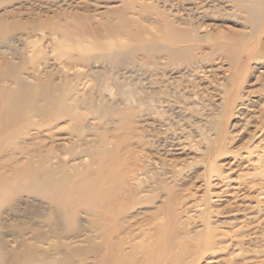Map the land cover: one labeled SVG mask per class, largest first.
Here are the masks:
<instances>
[{"label":"rangeland","instance_id":"1","mask_svg":"<svg viewBox=\"0 0 264 264\" xmlns=\"http://www.w3.org/2000/svg\"><path fill=\"white\" fill-rule=\"evenodd\" d=\"M177 1L0 0V88L26 74L28 99L60 105L70 95L76 107L33 118L11 143L0 98V264L20 254L97 264L87 259L109 214L99 203L101 217L79 207L72 221L54 195L79 176L100 180L101 166L96 194L121 178L128 188L114 218L130 227L109 236L137 263L264 264V56L252 58L264 15L258 36L235 49L225 39L245 35L240 8L250 0ZM195 14L199 34L221 38L163 37L165 20Z\"/></svg>","mask_w":264,"mask_h":264},{"label":"bare ground","instance_id":"2","mask_svg":"<svg viewBox=\"0 0 264 264\" xmlns=\"http://www.w3.org/2000/svg\"><path fill=\"white\" fill-rule=\"evenodd\" d=\"M4 1H8V0H4ZM215 1L216 0H213L211 4L209 5H211L212 7H217V6L220 7L222 5ZM250 2H251V6L246 5V4H241V8H240V11L244 14V18H243L244 22L248 24V26H242L243 27L242 29L246 30L245 35L240 37L239 40H234L235 35L233 36L228 35V38L225 39L227 41H230V42H227V45L231 44L233 47L235 46L234 47L235 49L237 48L238 44L241 45L244 41L252 39L258 36L259 34L260 23L262 22V18H263L262 16L264 15V0H250ZM201 17H202L201 14H195L193 16L188 15V16H185L184 21H179V22L177 21L178 23H176L173 20L175 19L174 16L169 21L165 20L163 27L166 28L169 25L170 27L165 29L166 32L163 33V37L166 40H169L173 43H186V40L189 34H192L195 40H199L200 42H206L208 40L210 41V39H220L221 38L220 35L216 33L213 34L208 31H205L204 34H199V28H202L201 26H202V23L204 22V20L202 22L200 21ZM20 20L21 19H19V23H21ZM192 20H195L197 25H193V23H191ZM1 30L2 29L0 26V33L3 31ZM161 46L163 48V52H165V54L169 57L172 56V54H174V52L176 51L175 48L173 47L174 45L172 44L162 43ZM187 47L188 49L192 48L190 44ZM255 52L256 53L254 55L252 54L251 55L253 59L257 60L259 56H264V47L262 45H260L259 47L257 46ZM182 54H184V52L181 53V55ZM250 57L251 56H249L248 58ZM17 70L19 69L16 68V70H13L14 73ZM4 73L10 77L9 74L11 73L8 74L7 71H5ZM241 78L243 79V75H241ZM32 82L33 80L29 78L26 74L25 75L21 74L18 76L15 75L14 80L12 81L11 85L2 86L0 88V98H2L3 102H5L3 103L4 104L2 108L3 112L7 114L8 116H10L9 120L6 123L7 126L3 128V130L6 131L5 138H7V142H11V143L21 142L22 143L23 140L21 139L25 140V138H22L21 136L26 135L27 133L26 129L30 125L31 123L30 121H32L33 118L35 117L41 116L43 117L41 118L42 120L43 119L49 120L50 117L54 118L58 115L67 114L68 112L70 113L75 112L76 110V107L74 103H72V98H70V95L67 97H63L60 105L51 104L52 103V102L50 103L51 100L50 101L46 100L45 102H41V104H38L40 103L38 102V100L37 102H35L36 100L28 99L27 96H25V94L28 93L27 91H30L32 89L30 88V90H27L29 86L31 87ZM242 86L243 85L239 83V84H236L235 88L240 89ZM72 117H75V116L72 115ZM126 120H127L126 116L121 118L122 122H125ZM19 128L21 129V131ZM2 147H0V150L2 149ZM114 156H115L114 152H110L106 154L105 158L106 160H111L114 158ZM3 166L4 165H2L1 168ZM30 168H31L30 162L26 161L25 169L23 170V176L28 170H30ZM36 171L38 170L36 169ZM103 175H104L103 166H101L99 177H101L102 179ZM80 177L81 176H79L77 179L75 178V180L73 181L74 184H72V186L70 187H66V185H63V184L60 185L57 188V194L54 195V199L55 201L59 202L60 206L65 207V210L66 209L68 210L69 212L68 216L70 215V220L74 219L75 215L78 213L79 207H84L85 211H87L88 213L101 217L102 215L98 213L99 208H97L99 203L102 204L101 206L103 210L109 214L110 218H99L98 220V224H99L98 226H100L101 230L103 231L101 232V234H102V237H104V241H102L99 244L97 243L94 244L92 242L94 244V246H92L94 247L93 248L94 256L89 257L87 259L89 260L88 262H92V261L95 263L98 262L97 264H148L146 263L147 258H145L144 261L137 263L135 259L133 258L134 255H132L129 252L127 253L122 252L123 251L122 244H124L125 242L124 240L118 238L116 241H114L113 236H109L116 229L121 230L124 227H130V225L128 224V220L126 218H114V216L118 213V211L121 210L120 208L121 206L119 205V203L122 205V207H124L125 198L124 196L122 200L120 198V192L123 190V183H124L122 178H121L120 184L117 187L113 184L109 187L110 183H108L104 193L99 196V192L97 194L96 192H97V184L101 181V179L98 181H94V180H91V177H86V178H80ZM1 181L3 182V178L0 175V182ZM47 182L46 184L49 185L50 182L49 183ZM47 188L45 187L43 189L46 190ZM127 189L128 188H124L123 194H124V191L127 192ZM174 193H175V188L172 189L171 197L174 195ZM169 198L170 197L167 195V199ZM163 203H165V201H163L162 204ZM120 213H123V212L121 211ZM65 214H67V212ZM71 217L73 218L71 219ZM170 229H171L170 232H172L173 234L175 231V228L171 226ZM209 244H210V241H208L206 245L208 246ZM172 245L173 244H171L170 246L172 247ZM176 245L177 244H175V246ZM179 254H181V252H179ZM179 254L176 255L177 259L179 258L178 256H181ZM17 257L19 259L18 261L19 263L16 262L17 264H47L48 262H50L51 264H60V261L63 262L62 260H59V259L58 260H44V259L36 260L35 258H32V257L31 258L27 256L24 257L21 254L17 255ZM15 261L16 260H14V262ZM85 264L87 263L85 262ZM154 264H157V263H154Z\"/></svg>","mask_w":264,"mask_h":264}]
</instances>
